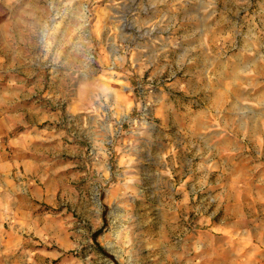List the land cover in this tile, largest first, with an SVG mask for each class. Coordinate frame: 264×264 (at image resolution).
<instances>
[{
	"label": "rangeland",
	"instance_id": "rangeland-1",
	"mask_svg": "<svg viewBox=\"0 0 264 264\" xmlns=\"http://www.w3.org/2000/svg\"><path fill=\"white\" fill-rule=\"evenodd\" d=\"M213 2L40 0L35 36L24 37L39 44V63L23 75L41 106L35 182L52 197L25 196L24 204L33 203L42 227H51L24 235V264H203L185 241L198 211H182L179 190L189 165L177 147L175 115L183 104H204L188 88L195 52L241 43L240 30L218 29L224 20H213V33L203 20L200 33L198 8L203 16L218 8ZM232 21L241 27V19ZM260 49L264 54V21ZM199 189L187 204H211Z\"/></svg>",
	"mask_w": 264,
	"mask_h": 264
},
{
	"label": "crops",
	"instance_id": "crops-1",
	"mask_svg": "<svg viewBox=\"0 0 264 264\" xmlns=\"http://www.w3.org/2000/svg\"><path fill=\"white\" fill-rule=\"evenodd\" d=\"M213 3L218 8L203 16L198 8L200 33L203 20L210 21L209 33L217 32L212 31L213 20L217 26L224 20L218 28L221 33L240 30L242 38L235 48L209 45V49L202 46L198 56L195 52L188 88L204 104L198 108L183 104L176 110L177 147L183 151L184 167L189 165L179 190L182 211H198L185 241L202 255L203 264H240L239 257L264 264V54L260 49L264 0ZM39 10L40 0H0V264H24L26 251L20 247L24 235H39L41 228L49 233L51 227L49 222L42 227L44 219L33 203L24 204L25 196L52 197L35 182L42 159L40 142L33 138L40 136L41 106L26 92L29 75H23H33L39 63V44H26L24 39L35 36L31 25L35 28L34 19L39 21ZM238 18L241 27L236 30L232 20ZM102 107L106 116L108 110ZM103 164L109 172V163ZM201 186L211 204H187L190 198L195 201ZM44 187L50 184L45 182ZM103 222L94 230L99 231ZM178 226L185 229V221ZM65 237L62 242L67 244Z\"/></svg>",
	"mask_w": 264,
	"mask_h": 264
}]
</instances>
